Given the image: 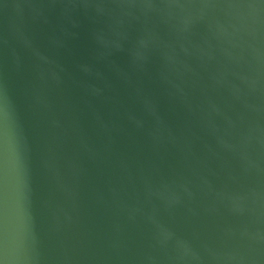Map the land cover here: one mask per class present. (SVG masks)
I'll return each instance as SVG.
<instances>
[{"label":"water","instance_id":"obj_1","mask_svg":"<svg viewBox=\"0 0 264 264\" xmlns=\"http://www.w3.org/2000/svg\"><path fill=\"white\" fill-rule=\"evenodd\" d=\"M0 264H264V0H0Z\"/></svg>","mask_w":264,"mask_h":264}]
</instances>
